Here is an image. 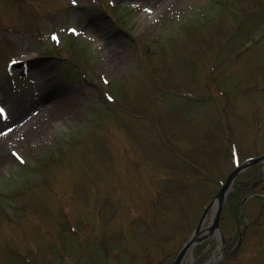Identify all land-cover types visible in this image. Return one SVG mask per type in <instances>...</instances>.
<instances>
[{"label": "rangeland", "instance_id": "rangeland-1", "mask_svg": "<svg viewBox=\"0 0 264 264\" xmlns=\"http://www.w3.org/2000/svg\"><path fill=\"white\" fill-rule=\"evenodd\" d=\"M44 103L0 146V264H168L232 159L264 152V0H0V108ZM230 189L224 249L261 230L214 264H264V164Z\"/></svg>", "mask_w": 264, "mask_h": 264}, {"label": "water", "instance_id": "water-1", "mask_svg": "<svg viewBox=\"0 0 264 264\" xmlns=\"http://www.w3.org/2000/svg\"><path fill=\"white\" fill-rule=\"evenodd\" d=\"M264 159L263 156H260L258 158H254L252 160L245 161L242 165L235 168L232 172H230L226 179L225 183L218 189L216 194L211 198V201L207 205V207L203 210L202 214L198 218V223L192 230V232L189 234V236L186 238L183 245L179 248L178 253L172 258L170 261V264H180L181 259L185 256L186 253L189 252L190 248L196 244L199 243L203 238L207 237L209 234L215 233L217 234V224H218V215L220 212V208L224 202V198L227 193V189L231 185L232 179L235 177V175L242 170L245 166L254 164L255 162L261 161ZM208 209L211 210L209 223L208 225L205 224V216L208 211ZM218 249V248H217ZM216 256L219 255V249L216 251ZM214 261L212 257L209 258V262L207 264H210Z\"/></svg>", "mask_w": 264, "mask_h": 264}, {"label": "bare ground", "instance_id": "bare-ground-1", "mask_svg": "<svg viewBox=\"0 0 264 264\" xmlns=\"http://www.w3.org/2000/svg\"><path fill=\"white\" fill-rule=\"evenodd\" d=\"M144 1H147V0H143V2ZM38 103L39 102L34 101L33 103L29 104L28 107L34 108ZM45 104L46 103L38 106V108H35V110H36L35 113L36 114L39 113V114L37 116H35L33 119L25 118V120H21V115H22L21 114V112H22L21 110L22 109L19 110L20 111L19 114H16V113L9 114L7 112L3 122H5L4 125L7 124L8 121L10 123H12V129H11V131L10 130H5L4 132H3V130H0V146L3 143V141L6 140V137L11 132L15 133V131L19 132L18 139L26 140V139L35 138V135L38 134V131L41 132V130L44 127H40L39 129L35 128L34 130H31V129L36 126L37 122H39L40 124L42 123V120H39V117L44 116V114L50 113L52 111V109H53V107L51 105L48 104V106H47ZM46 121H44V123ZM2 135H4V136H2Z\"/></svg>", "mask_w": 264, "mask_h": 264}, {"label": "snow or ice", "instance_id": "snow-or-ice-1", "mask_svg": "<svg viewBox=\"0 0 264 264\" xmlns=\"http://www.w3.org/2000/svg\"><path fill=\"white\" fill-rule=\"evenodd\" d=\"M68 2H69L73 7H75V6L77 5V0H68ZM108 2H109V3H112L113 0H108ZM67 31H68L69 33L73 34V35H76V34H77V31H76L75 28H71V27H69V28L67 29ZM50 38H51L53 41H57V39H58L57 34H56L55 32H52V33H51ZM8 63H10V64H14L15 61H11V60H10V61H8ZM100 79H101L105 84L107 83V80H106V78H105L104 76H101ZM105 95L107 96V93H105ZM107 99H108V100H111L112 97H111V96H107ZM3 111H4V110H3L2 108H0V114H3ZM12 155H13L14 157H16L17 160H21V159H22V158L20 157V155L17 154L16 152H13Z\"/></svg>", "mask_w": 264, "mask_h": 264}]
</instances>
